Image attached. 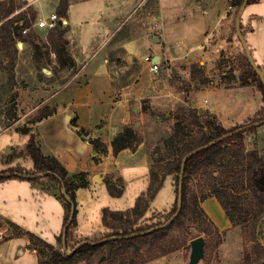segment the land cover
Returning <instances> with one entry per match:
<instances>
[{
  "label": "rangeland",
  "instance_id": "1",
  "mask_svg": "<svg viewBox=\"0 0 264 264\" xmlns=\"http://www.w3.org/2000/svg\"><path fill=\"white\" fill-rule=\"evenodd\" d=\"M6 1H12L14 7H16V10L12 15L18 12H27L29 7H32L34 10L37 8L38 12L36 19L39 17L47 19L50 14L57 12L59 4V0ZM75 1L80 0H72V2ZM152 1L153 0H136L134 7L138 5V8L135 10L140 8L137 15L140 14L143 7L145 8L148 5H154ZM162 2L165 4L164 10L168 13L173 1L162 0ZM183 2L186 9H191L190 7H193L196 12H200V9L195 5H199L204 11L205 8H210V6L226 8L227 3H231V1L228 0H184ZM95 3L96 2H94V4ZM213 3L218 4L214 5ZM90 4L91 3H84L81 6L70 5L68 13L78 14V12L84 8H91ZM231 6H233L232 14L234 19L236 2L231 3ZM255 7L256 5L252 3L246 6L241 17L243 25L249 24L248 15ZM208 11L209 10L207 9L206 13L209 14ZM135 20L136 18H133L126 22L127 24L124 26L125 28H123L125 33L130 29L129 23L131 25ZM155 20L154 17L151 18L149 24H153V21ZM259 21L260 22L254 20L250 21V25L254 28V31L253 34L248 32L247 35H245V40L251 50V55L255 64L258 65L264 73V19ZM248 29L249 28H246L245 31ZM31 31L34 32L43 42L46 41L47 33L45 29L33 27ZM153 32H159V29ZM200 32V25L198 27L192 25L188 29H183L182 34L186 36H183L185 40L184 43L188 45V40H190L191 37H193V39H201ZM171 34L170 37H173L174 40V32H171ZM225 36L230 43L224 44L223 49L220 51H212L211 47L207 46L204 51L208 53L210 52L208 55H204L202 52H196L201 53L203 59L198 58L199 60L196 59L195 61L189 59L194 58V54L186 59L176 61L168 60L167 65H162L160 70L150 79L151 81L149 84L145 85L146 88H143L144 90L142 94L139 95L142 99L133 101L129 106L128 122L126 124L118 125L121 126V131L125 126L136 129V131L143 137L145 150L150 154L158 141L171 132L176 116L180 114L181 109L187 105H191V103H195L194 107L198 108L200 111H207L212 114L217 122L224 125L226 129L243 125L252 118H264V102L262 100L261 91L257 90L255 87H239L237 78L240 74V69L238 68L240 66L237 64V59L244 55V53L235 35L233 22L231 23L230 31ZM144 38L145 37H143V39ZM145 43L148 48L147 54L151 57L160 56L162 59L164 55L168 58L173 56L168 45L163 48L162 43L159 42L150 43L146 40ZM184 43L182 46H184ZM196 43L197 41H192L191 44L195 46ZM41 51L42 57L39 60L38 65L42 67V71H38L35 68L37 77L39 79H47V75L45 74L50 71L52 73V80L57 78L61 81V77H65L66 69L57 66L58 64L55 61V56L50 47L47 49L42 47ZM48 53L49 55L47 56ZM28 56V53L22 54L21 59L27 61ZM207 56L209 57L207 58ZM221 57L224 61L223 66L218 68V61ZM200 61L204 62L201 64ZM5 63L6 61L3 60V65H5ZM192 64H199V66H201L200 70L212 80L213 83L211 85H214L217 88H224L226 86H234L235 88L218 91L211 90L207 94H205L206 91H200V93L197 92L200 87H198L195 82L191 81L190 77V66ZM26 68H28L27 64H25V66L22 64L19 67V73L21 74L20 77H25L26 79L24 78L22 82L15 84L11 91L8 85L0 89V113H4L5 115L6 110L9 107H13L16 118L18 119L20 117L23 119L21 122L17 123L18 130L20 131L28 130L26 124H32L31 130H34L35 122L52 112L54 104L51 102L53 99L43 102L47 93H37L33 87H29L25 84V82H27L26 80L29 78L27 72L28 69L26 71ZM43 69L47 71L43 72ZM2 70L0 69V85H4V83L7 84L6 81L9 76L7 71ZM67 78L68 77H66V79ZM255 91H257V93H255ZM69 95L70 93L65 91L61 99L63 101L69 100ZM205 99L206 102L204 101ZM197 103L202 105V107H199ZM259 105H261L260 109H262V111L259 115L255 116L253 113L259 108ZM134 106L137 108L136 112L133 111ZM34 107L37 108L29 113ZM26 113L27 116L25 117ZM217 115L221 117L220 119L222 122ZM31 136L35 138V132ZM5 140V135L0 136V155L5 154L6 152ZM99 141L101 149H105V152H107V146L104 143V139L102 138V140L100 139ZM14 142L18 145L24 144L25 139L21 138V142L17 140ZM19 146L21 147V145ZM252 150H256L264 155V123L256 128L255 135L246 138V151L250 152ZM103 155H105V153ZM14 161L15 158H13L12 161L7 162L5 157H3L2 164L4 166L0 164V171L10 167H16L18 164L27 170L32 168V160L29 157L18 156L15 161V163L18 164L12 163ZM235 161L236 159H231L229 154L224 156V163L229 164L230 169L236 167L235 165H237V163H235ZM241 167L242 166L237 165V168L234 169L240 170L242 169ZM107 168L106 174L103 175L104 180L102 183L93 180L94 183H97L92 190L94 201L92 200L84 210L85 219L83 225L86 230L92 231L93 233L88 234L90 238L78 240L74 237V241L99 239L106 233L112 231L107 225L113 227L112 229H115L119 225L118 217L113 214L103 213L104 209L110 211L127 210L129 212L130 221L138 223L143 217H149L154 213L168 210L171 207L174 200V190L170 178H167L164 181L163 187L151 203L143 201L139 204L136 210L132 211L135 207L137 198L144 193L147 188L149 167L142 164L136 165L132 168H126L125 174L128 176V179L126 180L125 185H123L121 177L117 176L118 171L115 170L114 164H109ZM234 175L232 176V184L229 187L233 191H238V193L234 194L236 195L235 199H230L229 203L232 207L235 219L238 221L246 219L245 224L249 225L258 211L257 204L246 189V183L244 182L245 174L243 177L239 174L240 179L237 181H233L235 180L233 179ZM189 185L198 195L208 196V186L205 183V180L200 176L192 178L189 181ZM32 187H37V185H33L29 181L21 178H14L0 182V217L8 218L17 226H25V231L36 235L43 241L51 244L54 248L60 249L61 243L58 242L57 235L61 233L64 202L62 199L57 198L52 192L45 190L37 191L33 190ZM201 187L203 188L201 189ZM123 191L124 195L121 199H115L109 194H116L118 192L122 193ZM56 195H58V193H56ZM235 201L236 204H234ZM154 206H157V208ZM166 206L169 207L167 209H162ZM238 227L241 228V226ZM256 233L258 234L259 240L264 243V219L258 223ZM0 234V264H38V251L25 244V237L18 236L19 231L13 225L7 221L0 220ZM198 236H203L206 240L205 235L200 234L195 228H191L190 232L187 233V238H195ZM240 248L241 241L236 239L235 231L228 236H225L223 245L219 251L221 264H239L242 260V251ZM216 252L218 254V250ZM189 253L190 248L184 247L177 252L151 258L145 263H141L139 260L140 257L137 256L135 257V261L138 264H184L188 261ZM39 257L41 259V264H45L49 258V253L45 251V253ZM130 259H132L130 254H126L123 259L118 258L115 264H129ZM76 262L77 261L74 260L71 264H85V262L82 261ZM199 264H204L203 260H201ZM210 264H216V260L212 258Z\"/></svg>",
  "mask_w": 264,
  "mask_h": 264
},
{
  "label": "trees",
  "instance_id": "2",
  "mask_svg": "<svg viewBox=\"0 0 264 264\" xmlns=\"http://www.w3.org/2000/svg\"><path fill=\"white\" fill-rule=\"evenodd\" d=\"M242 1H235L234 32V20ZM255 1L257 0H248L247 5ZM71 2L72 0H59L56 12L59 18H66L67 9ZM15 10L16 7H14L12 1L0 0V69L7 71L9 74L6 81L7 84L0 85V89L8 85L10 91L17 84L15 79V66L18 58L17 41L27 43L32 47L33 61L38 71H42V67L38 65L42 57V47L45 49L51 48L59 67L74 65L72 58L66 50V29L63 27L61 21L58 22L54 29L48 31L46 41L43 42L31 30L26 34H22L24 29L30 28L36 21L37 12L32 7H29L27 12H18L12 15ZM241 32L242 34L244 33L242 24ZM3 60L6 61L5 65H3ZM223 62V58L221 57L217 67H222ZM237 64L240 66L238 67L240 74L237 78L239 87H255L261 91L264 102V87L258 75L249 64L245 54L237 59ZM200 68L199 64H192L190 66L191 81L195 82L200 88L211 85L213 83L212 80ZM233 87L226 86L224 89ZM261 111L262 109L255 112L254 115H259ZM52 112L41 117L39 120L51 115ZM5 117L7 125H11L16 121L17 118L13 107H9L6 110ZM263 120L264 118H252L243 125L226 129L209 112L200 111L191 105L183 107L180 114L176 116L171 132L159 140L149 154L148 185L145 192L137 198L132 211L136 210L143 201L151 203L167 178H170L174 190V200L171 207L168 210L154 213L149 217H143L138 223L130 221L127 210L110 211L104 209L103 213L113 214L118 217L119 225L115 229L107 225L112 230L109 233H106L99 239H85L98 243H84L70 255H67L62 250V247L56 249L36 235L22 230L19 226L9 221L7 222L19 231L18 236H23L28 240L27 246L36 249L39 256L44 254L45 251L49 253V258L45 264H71L74 260L85 262V264H115L118 258L123 259L126 254H130L132 258L129 260V264H138L135 261L136 256L140 257L141 263H145L151 258L165 256L177 252L184 247L189 248V241L193 237L187 238V233L190 232L191 228H195L206 237L205 253L202 259L204 264H210L212 258L216 260V264H220L216 251L224 241L225 231H220L216 227L202 207L204 200L214 197L231 223V226H241L242 260L239 264H264V243L259 240L256 233L258 223L264 219V155L256 150L246 151V138L255 135V130L259 126L255 125V123L261 122L262 124ZM22 132L27 134L28 130ZM79 132L86 134L83 129H80ZM224 136L226 137L223 140L215 142L212 146L201 150L185 161L181 177V209L179 214L166 227L146 233V231L167 222L174 214L177 205L181 163L185 155L198 147ZM99 142V139H92L90 141L93 150L98 154L106 153L105 149H101ZM141 143H143L142 135L133 127L125 126L121 132L113 137L110 145L113 154L116 155L123 150L135 152ZM227 154L230 155L231 159H236L235 163L238 166H242V169H234L237 168V165L230 169V165L224 163V156ZM18 156L29 157L32 160V168L27 170L17 165L16 167L1 170L0 182L14 178L25 179L31 184L39 186L41 190L52 192L57 198L62 199L64 202L62 228L68 221L71 206L74 205L73 219L65 231L66 249L72 250L81 242L74 241V228L76 226L75 192L80 188L87 187V173L80 172L69 176L66 169L53 155L44 153L42 146L33 136L29 137L23 151L13 150L5 156V159L7 162H10ZM238 173L242 177L245 174L244 182L246 183V189L257 204L258 211L249 225L245 224L246 219L241 221L235 219L229 203L230 199H235L236 195L234 194L238 193V191H233L229 187L232 184V176L234 174L233 179L235 180L233 181L240 179ZM196 176H200L205 180L209 190L208 196H200L190 187L189 181ZM62 187L69 200H66L63 196ZM109 194L112 197L121 196V192ZM234 204H236V201ZM132 234L136 235L130 236ZM61 235L62 230L57 237L60 243ZM113 236L119 238L99 242L101 239ZM39 256L37 260L38 264H41Z\"/></svg>",
  "mask_w": 264,
  "mask_h": 264
},
{
  "label": "crops",
  "instance_id": "3",
  "mask_svg": "<svg viewBox=\"0 0 264 264\" xmlns=\"http://www.w3.org/2000/svg\"><path fill=\"white\" fill-rule=\"evenodd\" d=\"M172 1L168 13L164 10L165 4L162 0H153L154 5L143 7L139 15L137 13L140 8L135 10L138 5L134 7L136 0H80L71 2L69 7L70 5L81 6L84 3H91V8H84L78 14H70L68 7L66 18L61 20L63 27L67 30L66 50L74 63L73 66H64L66 74L65 77H61V81L57 78L52 80L50 71L45 74L47 79H39L33 64L32 47L24 42H19L21 48H18L15 66L16 82L19 84L25 78L20 77L19 67L22 64L24 66L27 64L26 71L28 69L29 78L25 84L33 87L37 93H47L43 102L53 99L51 101L54 103L53 112L46 118L35 122L34 130H31L32 124H26L27 134L18 130L17 127V123L21 122L22 118L19 117L15 123L7 125L4 113H0V136H6V152L0 155V164L4 166L2 158L13 150L23 151L29 137L35 132V140L42 146L44 153L53 155L66 169L69 176L80 172L87 173V187L80 188L75 192L76 226L74 237L78 240L90 238L88 234L93 233L86 230L83 222L85 219L84 210L94 198L92 190L97 184L93 182L94 177H100L101 181L99 182L102 183L108 165L114 164L115 170L118 171L117 176L121 177V181L125 185L128 179L125 174L126 168L142 164L149 167V153L145 150L144 141L135 152L123 150L116 155L113 154L110 145L113 137L121 131V126L118 125L128 122L129 106L133 101L142 99L139 95L142 94L143 88H146L145 85H148L150 79L155 75L149 71V66L143 63V57L150 56L147 54L148 48L145 41L151 43V38H158L163 48L168 45L173 56L168 58L164 55L162 59L165 58L169 61L186 59L194 54V58L189 59L195 61L203 57L201 53L196 52H202L204 55L210 53L204 51L205 47L210 46L212 51H220L224 44L230 43L225 35L230 31L233 22L231 3L235 0H228L231 3L228 2L226 8L210 6L204 11L199 5H195L200 9V12L194 11L193 7L186 9L184 0ZM94 2L96 3L94 4ZM213 4L217 5L218 3ZM252 4H255L256 7L248 15L249 24L243 25L241 21L244 38L248 32L253 34L254 28L251 27L250 21L260 22L259 20L264 19V0H257ZM207 9L209 14L206 13ZM35 11L38 12V9L35 8ZM153 17L156 19L153 24H158L159 32H153V24H149ZM133 18L136 20L131 25L129 23L130 29L125 33L123 28H125L126 22ZM192 25L197 27L200 25L201 39L191 37L187 45L184 43L183 36H186L182 34V30L188 29ZM246 28L249 29L245 31ZM171 32H174V40L173 37H170ZM143 37L145 38L143 39ZM192 41H197L195 46L191 44ZM183 43L184 46H182ZM25 53L29 55L27 61L21 59L22 54ZM154 57H158V60L161 59L160 56H152V58ZM202 62L204 61H200L201 64ZM66 77L68 78L66 79ZM222 89L225 90L214 85H208L201 87L197 92L206 91L205 94H207L211 90ZM65 91H68L70 95L69 100L63 101L61 98ZM204 101L206 102V99ZM197 105L202 107L199 103ZM260 107L261 105L254 111L253 115L261 110ZM36 108H32L29 113ZM133 108V111L136 112V106ZM217 117L221 118L218 115ZM222 126L226 128L224 125ZM80 129H83L86 134L80 133ZM21 138L25 139V142L19 144L20 147L14 141L21 142ZM102 138L107 146V152L105 155L96 152L93 154L95 150H93L90 141L92 139L102 140ZM37 187L32 188L41 191V188ZM123 195L124 191L120 197L114 198L121 199ZM18 199L20 200L19 197ZM154 207L157 208V206ZM202 207L216 224V227L220 231H225L224 237L233 231L236 232V239L241 241L240 249L242 251L241 228L231 226L216 198H207L202 203ZM0 220L11 222L6 217H0ZM19 227L26 230L25 226ZM25 244L28 245L26 238ZM222 245L223 243L218 248L220 264L219 251Z\"/></svg>",
  "mask_w": 264,
  "mask_h": 264
},
{
  "label": "water",
  "instance_id": "4",
  "mask_svg": "<svg viewBox=\"0 0 264 264\" xmlns=\"http://www.w3.org/2000/svg\"><path fill=\"white\" fill-rule=\"evenodd\" d=\"M248 4V0H243L238 11H237V14H236V17H235V20H234V27H235V35L242 47V50L249 62V64L251 65L252 69L256 72V74L258 75L263 87H264V73L261 71V69L255 64L253 58H252V55H251V51L246 43V40L241 32V17H242V14L246 8ZM151 41L152 42H159V39L158 38H151ZM17 47L18 48H21V43L17 44ZM158 61V57H154L153 58V62H157ZM47 70L43 69V72H46ZM263 99H264V96H263ZM194 103H191V106L194 107ZM135 111V110H134ZM262 123H264V120L262 121ZM261 122H256L255 125H260ZM245 128V127H244ZM226 136L224 137H221L217 140H214V141H211L201 147H198L196 149H194L193 151L189 152L187 155H185V157L182 159V163H181V171H180V178H179V185H178V194H177V205H176V210L174 212V214L170 217V219L165 222L164 224L162 225H159L153 229H150L147 232H151L155 229H159V228H163V227H166L180 212V209H181V194H180V190H181V177L183 175V168H184V164H185V161L197 154L198 152H200L201 150H204V149H207L208 147L212 146L215 142H219L221 140H223ZM93 154H95V151H93ZM45 174V173H44ZM94 180L95 181H101V178L100 177H94ZM62 194L63 196L65 197L66 200H69V198L67 197L66 193H65V190L64 188L62 187ZM74 211H75V207L74 205L71 206V209H70V215H69V218H68V221L67 223L65 224V226L62 228V235H61V247H62V250L67 254V255H70L72 254L73 252H75V250L80 247L82 244L84 243H91V244H96L98 242H93V241H88V240H82L79 244H77L72 250H67L66 249V245H65V231H66V228L67 226L71 223L72 219H73V216H74ZM136 234H132L130 236H135ZM119 237L117 236H113V237H109V238H105V239H101L99 242H104V241H108V240H112V239H117ZM205 244H206V241H205V238L203 236H198V237H195L193 238L192 240L189 241V248H190V253H189V257H188V261L184 264H199L200 261L203 259L204 257V252H205Z\"/></svg>",
  "mask_w": 264,
  "mask_h": 264
},
{
  "label": "built area",
  "instance_id": "5",
  "mask_svg": "<svg viewBox=\"0 0 264 264\" xmlns=\"http://www.w3.org/2000/svg\"><path fill=\"white\" fill-rule=\"evenodd\" d=\"M61 20H62V18H59L56 13L50 14L47 19L39 17L31 25L30 28L24 29L22 31V34H26L33 27L45 29L46 33H48V31L54 29L57 26L58 22L61 21ZM157 29H158V24H153L152 25V30L156 31ZM19 42L20 41L16 42L17 50H18L17 44ZM143 63L145 65L149 66V71L152 74H155V73H157L160 70L162 65H167L168 59L163 58V59H159L157 62H153V58L151 56H145V57H143ZM0 237H1V234H0Z\"/></svg>",
  "mask_w": 264,
  "mask_h": 264
}]
</instances>
